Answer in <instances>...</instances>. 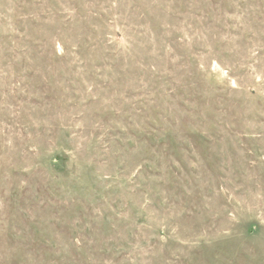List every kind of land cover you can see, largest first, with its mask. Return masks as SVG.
I'll return each mask as SVG.
<instances>
[{"label": "rangeland", "instance_id": "obj_1", "mask_svg": "<svg viewBox=\"0 0 264 264\" xmlns=\"http://www.w3.org/2000/svg\"><path fill=\"white\" fill-rule=\"evenodd\" d=\"M0 264H264V0H0Z\"/></svg>", "mask_w": 264, "mask_h": 264}]
</instances>
